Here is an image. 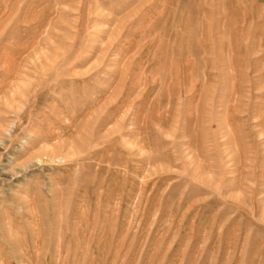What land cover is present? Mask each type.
I'll return each mask as SVG.
<instances>
[{
	"label": "rangeland",
	"instance_id": "1",
	"mask_svg": "<svg viewBox=\"0 0 264 264\" xmlns=\"http://www.w3.org/2000/svg\"><path fill=\"white\" fill-rule=\"evenodd\" d=\"M0 264H264V0H0Z\"/></svg>",
	"mask_w": 264,
	"mask_h": 264
}]
</instances>
